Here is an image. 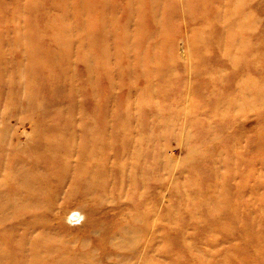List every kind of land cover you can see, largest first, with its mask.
<instances>
[{"label": "rangeland", "instance_id": "rangeland-1", "mask_svg": "<svg viewBox=\"0 0 264 264\" xmlns=\"http://www.w3.org/2000/svg\"><path fill=\"white\" fill-rule=\"evenodd\" d=\"M0 191V264H264V0H0Z\"/></svg>", "mask_w": 264, "mask_h": 264}, {"label": "bare ground", "instance_id": "bare-ground-1", "mask_svg": "<svg viewBox=\"0 0 264 264\" xmlns=\"http://www.w3.org/2000/svg\"><path fill=\"white\" fill-rule=\"evenodd\" d=\"M9 56V55H8ZM41 177H44V176H41ZM46 177V176H45ZM4 179V178H3ZM7 179V178H6ZM20 182H22V183H20ZM29 182V180H26V179H24V178H19V180L18 181H16V185H18L19 183L21 184V187H20V191H24V188H22V186H25V187H27V188H29V186L26 184V183H28ZM40 183H41V185H43L46 189H48V187H47V184H48V180L47 179H45V178H42L41 179V181H40ZM19 184V185H20ZM29 189H33L32 187H31V185H30V188ZM1 192V191H0ZM3 194H5L4 192H1L0 193V195H3ZM30 196H31V194H30ZM1 198V197H0ZM59 210V209H58ZM70 213H71V216L72 217H74V219H76V217L78 216H80V213H78V214H76V215H74L75 214V212H69V215H70ZM70 216V217H71ZM69 216H68V218H70ZM81 217V216H80ZM145 228V227H144ZM143 229V228H142ZM101 230V229H100ZM37 231V230H36ZM92 231V230H91ZM139 232V231H138ZM145 232V231H144ZM36 232H34V234H35ZM40 233V232H39ZM39 233H38V235H37V237H39ZM33 234V233H32ZM32 234H31V236H32ZM10 235V234H9ZM40 235H42V234H40ZM11 236V235H10ZM29 236V235H28ZM97 236V235H96ZM118 236V235H117ZM40 237H42V236H40ZM30 238V237H29ZM45 238V237H44ZM79 238V237H78ZM46 239V238H45ZM52 239H53V236H52ZM90 239V238H89ZM88 239V240H89ZM33 240V239H32ZM31 240V241H32ZM54 240V239H53ZM27 241H29V240H27ZM30 241V242H31ZM35 241V240H34ZM42 241H44V240H42ZM41 242V241H40ZM53 242V241H52ZM42 243V242H41ZM122 243V242H121ZM120 243V244H121ZM37 244V243H36ZM89 244V243H88ZM115 244V243H114ZM42 245H45V244H42ZM41 245V246H42ZM82 246H81V249L78 251V253H77V256L79 255V256H83V252H84V250L85 249H83L84 247H85V245L84 244H81ZM113 245V244H112ZM117 245H119V244H117ZM33 246V245H32ZM47 246V245H46ZM27 247V246H26ZM43 247V246H42ZM41 247V248H42ZM45 247V246H44ZM48 247V246H47ZM22 248V247H21ZM60 248V247H59ZM35 249H36V247H35ZM37 249H40V246H39V248H37ZM29 250V249H28ZM34 250V249H33ZM43 250V249H42ZM44 250H46L45 248H44ZM43 250V251H44ZM54 250H56V249H54ZM30 251V250H29ZM57 251V250H56ZM55 251V252H56ZM54 252V251H53ZM28 253V252H27ZM49 253H50V251H49ZM74 253V252H73ZM7 254H8V252H7ZM23 254H25V252L23 251V253H22V255ZM45 254V253H44ZM53 255H54V253H52ZM52 254H50V255H52ZM64 254H66L65 253V251L60 255V256H63ZM68 254V253H67ZM67 254H66V256H67ZM39 256V255H38ZM65 256V257H66ZM75 256H76V254H75ZM3 257H4V255H3ZM37 257V256H36ZM40 257V256H39ZM42 257V256H41ZM68 257V256H67ZM2 258V257H1ZM58 258V257H57ZM62 258H64V257H62ZM76 258V257H75ZM30 259V258H29ZM77 259V258H76ZM3 262H4V260H3V258L1 259ZM22 260H23V258H22ZM33 260V259H32ZM36 261H37V259H35ZM55 260V259H54ZM6 261V260H5ZM27 261V260H26ZM25 261V262H26ZM30 261V260H29ZM43 261V260H42ZM7 262V261H6ZM6 262H4V263H6ZM12 262V261H11ZM28 262V261H27ZM67 262V261H66ZM32 264H33V261L31 262ZM34 263H36V262H34ZM41 264H42V262H40ZM50 263V262H49ZM52 263H54L53 261H52ZM2 264V263H1ZM6 264H8V263H6ZM29 264H30V262H29ZM45 264H47L46 262H45ZM55 264V263H54Z\"/></svg>", "mask_w": 264, "mask_h": 264}]
</instances>
